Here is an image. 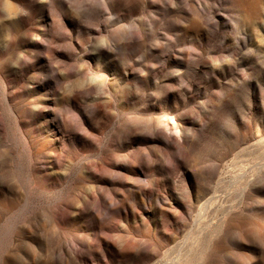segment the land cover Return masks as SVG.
<instances>
[{
	"label": "rangeland",
	"instance_id": "rangeland-1",
	"mask_svg": "<svg viewBox=\"0 0 264 264\" xmlns=\"http://www.w3.org/2000/svg\"><path fill=\"white\" fill-rule=\"evenodd\" d=\"M0 264H264V0H0Z\"/></svg>",
	"mask_w": 264,
	"mask_h": 264
}]
</instances>
